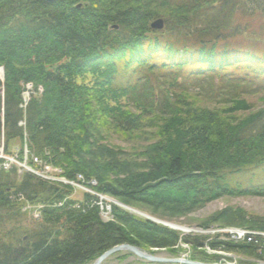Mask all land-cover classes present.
<instances>
[{"label":"trees","instance_id":"16d2710c","mask_svg":"<svg viewBox=\"0 0 264 264\" xmlns=\"http://www.w3.org/2000/svg\"><path fill=\"white\" fill-rule=\"evenodd\" d=\"M155 20L162 30L150 28ZM0 66V153L25 138L29 153L65 179L95 180L96 192L127 205L158 201L191 211L221 197L264 198V108L245 119L230 112L264 93V0H0ZM26 83L43 92L23 111ZM180 94L216 113L195 126V113L171 120ZM116 135L137 147L112 146ZM150 138L159 140L149 145ZM69 193L13 168L0 171V264H92L116 246L148 252L180 241L116 209L102 223L94 197L78 202ZM26 204L41 206L38 220L22 211ZM245 216L221 218L219 227L264 231V221ZM187 239L198 255L205 239ZM209 244L264 262L255 236Z\"/></svg>","mask_w":264,"mask_h":264},{"label":"rangeland","instance_id":"374dc122","mask_svg":"<svg viewBox=\"0 0 264 264\" xmlns=\"http://www.w3.org/2000/svg\"><path fill=\"white\" fill-rule=\"evenodd\" d=\"M80 7L81 4L76 5V8ZM3 81L4 68L0 66V82L3 83ZM77 81L80 82L79 80ZM42 92L43 88L41 86L34 87L31 83L24 84L21 87L22 102L20 108L25 111V107L30 99L32 97H38L42 94ZM212 108H215L213 104L207 105V103L204 104L203 102H200L198 98H195L192 95L180 94L178 101H176L174 112L169 118L172 120L174 119V117H178L180 114L183 115V113L185 112L195 113L197 114V116H199V118H195L192 121V126H195L193 125V123H203V117H208L209 119L212 118V115H214L215 112ZM262 108H264V93L254 94L249 97L240 99L239 102H235L233 104L230 112L234 111L239 118L242 117L243 119H245L251 113L257 112ZM215 119L218 120V117H216ZM216 120H214V122H216ZM20 126H23V122H20ZM204 139H206V137H204ZM208 139L209 138H207V140ZM124 140L125 136L116 135L115 137H113V140H111L110 144L114 147L132 150L135 149L134 147H137L135 146V144L129 145L125 143L126 141ZM157 140H159V138H150L147 142L150 145L154 144V142H156ZM160 141L162 142L163 139L160 138ZM137 145L138 147L141 146V144L138 143ZM8 148L9 152H11L10 154L6 155L0 153V171L7 172L13 168L16 170V174L18 177L22 176L25 173H28L51 184L52 186H65L71 190L68 198L74 201L81 202L83 196L85 195L94 197L96 199L94 205L98 208V217L102 223L113 221V211L114 209H116V211L119 210L121 213L130 218L147 222L154 227L168 230L179 236V243L170 249L149 248V251L147 252L136 247L140 251L145 252L148 255L162 260H183L195 264L264 263L261 261L246 260L234 254L224 253L220 250H211L209 247V243L213 241H232L233 243L238 244L244 242L248 243L249 239L252 240V238H254L255 236V245H257L258 247L256 253L257 255L264 257V231L256 233L248 231L246 229H237L227 226L219 227L220 223H218L221 218H224L225 220L232 219L233 214H238L239 211L244 212L247 220L253 218V220L255 221H258L260 219L264 221V198L251 196L221 197L218 199H213L212 201L204 204V206L195 210L193 209L191 211L185 210V208L187 207L183 208L181 206L175 205L174 203L164 202L159 204V202L156 200L155 201L158 203V205L155 204L154 206L152 204L151 207L143 205H127L124 201L122 202L121 200H118L114 197L96 192L95 189L97 188L98 183L95 180H86L81 175H78L74 181L65 179L62 176L61 170L50 165L48 160L44 161L39 157L33 156L29 153L27 145L25 143V138L22 140V142H11ZM109 189L111 190L110 192H114V194H116L115 192L118 193V190H116L115 188ZM176 207H179L181 209L179 212L180 215L176 214ZM40 208L41 206L38 205L31 206L26 204L22 208V211L27 214V217L30 218V220L32 219L33 221H36L39 219L40 212L38 210ZM222 214L223 217L221 216ZM213 215H219V218L211 220L210 222H207V220L206 222L209 227L205 229L202 228L200 224L205 222L206 219L210 218ZM193 237H201L205 239L203 246L199 249H196L198 255H206V257L216 256L220 258L219 262H199L198 257L200 256H195L192 251L193 248H191L190 245L185 244L183 240H181L183 238L192 240ZM131 239H135V241L142 246L148 245V243H146L145 240L143 241L142 239H140V237L139 239H136V237L132 236ZM128 253L130 252L120 251L114 253L103 260L100 264H185L179 262H152L141 259L132 253H130L132 256H128Z\"/></svg>","mask_w":264,"mask_h":264},{"label":"water","instance_id":"95a60500","mask_svg":"<svg viewBox=\"0 0 264 264\" xmlns=\"http://www.w3.org/2000/svg\"><path fill=\"white\" fill-rule=\"evenodd\" d=\"M47 2H52L54 0H46ZM151 29L153 30H160L163 27L162 21L161 20H155L151 25H150ZM120 251H127L130 252L132 254H134L135 256L147 260V261H152V262H179V263H185V264H195V263H191L188 261H183V260H162V259H158L155 258L151 255H148L145 252L140 251L138 248L136 247H132L129 245H120V246H116L113 247L112 249L108 250L107 252L103 253L98 259H96L94 261L93 264H100L103 260H105L107 257L111 256L114 253L120 252ZM257 264H264V263H257Z\"/></svg>","mask_w":264,"mask_h":264},{"label":"built area","instance_id":"2783aa9c","mask_svg":"<svg viewBox=\"0 0 264 264\" xmlns=\"http://www.w3.org/2000/svg\"><path fill=\"white\" fill-rule=\"evenodd\" d=\"M250 240V239H249Z\"/></svg>","mask_w":264,"mask_h":264}]
</instances>
